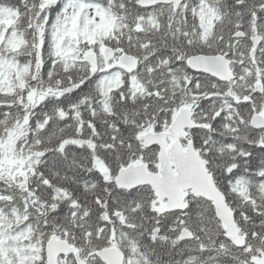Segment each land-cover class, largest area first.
Returning a JSON list of instances; mask_svg holds the SVG:
<instances>
[{"label": "snow or ice", "instance_id": "6c2138e0", "mask_svg": "<svg viewBox=\"0 0 264 264\" xmlns=\"http://www.w3.org/2000/svg\"><path fill=\"white\" fill-rule=\"evenodd\" d=\"M0 264H264V0H0Z\"/></svg>", "mask_w": 264, "mask_h": 264}]
</instances>
